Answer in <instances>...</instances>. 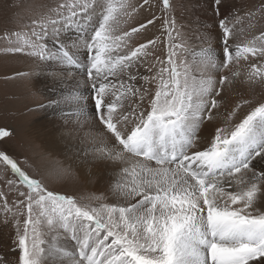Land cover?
I'll return each mask as SVG.
<instances>
[{"label": "snow or ice", "instance_id": "1", "mask_svg": "<svg viewBox=\"0 0 264 264\" xmlns=\"http://www.w3.org/2000/svg\"><path fill=\"white\" fill-rule=\"evenodd\" d=\"M221 3L214 0L218 13ZM146 5L56 0L29 24L0 35L4 53L34 58L41 73L59 66L57 83L76 73L68 96L62 90L48 106L70 100L74 117L94 121L90 156L111 167L109 189L118 201L93 206L54 192L0 151V165L16 177L6 185L18 199L9 204L0 192V207L15 222L18 264H48L47 256L57 258L54 264H264V101L235 120L238 104L202 148L199 135L235 80L264 84V30L235 43V25L221 18L219 51L201 35L206 46L189 60L181 57L185 44L175 42V21L165 19L166 59L145 76L140 68L157 39L133 37L157 18L127 30L119 25ZM162 6L171 12L170 0ZM11 135L0 128V140ZM58 231L74 242L71 250L47 247V233Z\"/></svg>", "mask_w": 264, "mask_h": 264}, {"label": "rangeland", "instance_id": "2", "mask_svg": "<svg viewBox=\"0 0 264 264\" xmlns=\"http://www.w3.org/2000/svg\"><path fill=\"white\" fill-rule=\"evenodd\" d=\"M141 2L142 0H133V3ZM55 3L56 0H0V35L29 24L30 20L44 10L45 6H54ZM170 3L172 4L171 12L166 13L162 11V0H149V5L140 9L133 20L127 24L121 22L119 25L120 29L127 30L130 26H135L147 18L153 16L157 18L155 24L149 26L142 35L133 37L135 42H144L149 38L157 39L156 45L150 48L152 55L145 63L153 73L160 67L158 60H165L167 56L168 37L163 26L165 19L175 21V32L173 33L175 42L185 44L188 52H181V57L187 55L189 60L192 51H199L202 46H206L200 39L201 35L211 36L212 46L219 51L217 47L220 44L218 22L221 18H228L230 26L235 25V43L246 42L264 30V0H222L219 13L215 11L214 0H170ZM251 13L255 15L250 17ZM6 46L7 42L0 39V128L11 131L12 135L0 140V151L7 152L30 175L39 177L45 183L43 176L49 171L45 166H41V161L45 158L42 156L49 154L51 159L60 160L40 149V145L43 144L42 134L52 130V125L48 122L52 116H49L51 114L44 104L48 98L34 90L40 67H38V61L30 56L4 53L2 49ZM49 46H52L51 42ZM148 69L143 75L151 74ZM242 81L245 88L246 85L247 89L250 87V91L245 92L233 108L235 109L238 104L241 105L236 112L235 120L242 118L258 102L264 101V84L250 85ZM244 100L251 101V103L244 104ZM213 111L215 113L216 110ZM223 112L224 109L221 107L215 117L222 114L224 119L229 109ZM212 121L218 122L215 118ZM224 123L220 127H223ZM67 169L66 171L59 169L58 174L63 176L61 180L45 183L50 190L72 196L80 203H90L93 206L100 203L106 204L104 198L93 196L87 191L86 182L80 180L74 169L68 167ZM6 179L15 180L16 177L4 165H0V192L7 196L11 204L18 199V194L15 189L6 185ZM19 219L22 222L24 217H19ZM0 232L2 238L0 239V258L5 260L6 264L17 263L19 249L16 244L15 222L10 213L5 215L2 207H0Z\"/></svg>", "mask_w": 264, "mask_h": 264}, {"label": "bare ground", "instance_id": "3", "mask_svg": "<svg viewBox=\"0 0 264 264\" xmlns=\"http://www.w3.org/2000/svg\"><path fill=\"white\" fill-rule=\"evenodd\" d=\"M67 36L74 39L75 33L69 32ZM146 65L147 64H143L141 66V75L147 71L148 66L146 67ZM75 75L76 73L73 72V76ZM73 76L67 77L66 81L63 83H57V81L62 78V75L59 72V66L53 64L51 67L45 68L43 73L40 72L36 79V87L34 90H36V92L39 91L40 95L44 94V97L48 98L47 102L44 104L51 114L49 116H52L48 121L49 124L52 125V130L47 131L46 134L41 133L43 144L40 143V149L60 160L56 161V159H51L49 154L46 156L41 155L45 157L44 161H41V166H45L49 171L45 173L43 179H45L46 184L52 180H61L63 176L58 174L60 171L59 169L65 170L67 167L72 168L76 171L80 180L86 182L88 192L93 196L104 198L106 204H113L118 202L109 189V179L114 175V172L110 166L95 162L90 156L91 147L89 144V133L94 131V121H85L82 118L74 117L73 113L76 111V108L70 100L69 102L62 101L59 106H48L50 100L61 99L62 90L63 95L65 97L68 96V92L74 88ZM240 79L235 80L231 87L225 88V93L222 92V96L225 97V103L221 106L224 109L223 113H225L227 109H229L230 112L238 103V100L242 99L243 94L250 91V87L247 89V85L246 88L243 86V78ZM141 83H143V81H141ZM90 110L89 104L87 111ZM215 116L217 115L215 114L214 118L217 119L218 122L215 123L212 120L205 122L203 128L200 129L199 135L202 138L201 148L204 146L203 140L205 138H210L214 134L215 129L225 122V118H222V114H219V117ZM85 151H87L89 155H85ZM0 239L2 238L0 237ZM45 239L48 242L47 247H51L53 244L68 250L74 247V242L71 241L69 235L64 232L47 233ZM56 259V257L52 256L46 257L48 264H54ZM15 264H18V262H15Z\"/></svg>", "mask_w": 264, "mask_h": 264}]
</instances>
